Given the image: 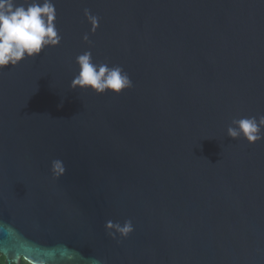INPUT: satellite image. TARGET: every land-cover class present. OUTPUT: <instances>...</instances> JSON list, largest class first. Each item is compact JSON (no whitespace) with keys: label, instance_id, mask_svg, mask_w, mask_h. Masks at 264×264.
Segmentation results:
<instances>
[{"label":"water","instance_id":"obj_1","mask_svg":"<svg viewBox=\"0 0 264 264\" xmlns=\"http://www.w3.org/2000/svg\"><path fill=\"white\" fill-rule=\"evenodd\" d=\"M52 2L60 44L0 70V255L264 264V139L227 134L264 116V0ZM85 52L133 87L72 89Z\"/></svg>","mask_w":264,"mask_h":264},{"label":"clouds","instance_id":"obj_2","mask_svg":"<svg viewBox=\"0 0 264 264\" xmlns=\"http://www.w3.org/2000/svg\"><path fill=\"white\" fill-rule=\"evenodd\" d=\"M85 15L95 30L99 18L93 16L88 9L85 10ZM55 18L56 10L52 0H31L27 6L18 4L17 0H0V70L16 67L26 58L41 56L47 46L59 45L62 37L58 35ZM84 38L88 39L87 36ZM76 61L79 72L70 84L72 89H90L97 94H106L108 91L120 94L133 87V82L121 66L97 64L93 61L91 52L77 56ZM227 134L231 139L243 136L251 143L262 140L264 116H260L259 120L256 117L234 119ZM53 171L56 174L65 171L61 161H53ZM106 226L114 228L115 232L124 237L133 231L131 221H126L123 226L109 221Z\"/></svg>","mask_w":264,"mask_h":264},{"label":"flooded vegetation","instance_id":"obj_3","mask_svg":"<svg viewBox=\"0 0 264 264\" xmlns=\"http://www.w3.org/2000/svg\"><path fill=\"white\" fill-rule=\"evenodd\" d=\"M2 259H4V262L3 263H2ZM25 262L26 261L22 260L20 264H26ZM0 264H8L7 261H6V258L4 256H2V255H0Z\"/></svg>","mask_w":264,"mask_h":264},{"label":"trees","instance_id":"obj_4","mask_svg":"<svg viewBox=\"0 0 264 264\" xmlns=\"http://www.w3.org/2000/svg\"><path fill=\"white\" fill-rule=\"evenodd\" d=\"M4 262V259H2V263ZM26 264H28L27 262H25Z\"/></svg>","mask_w":264,"mask_h":264}]
</instances>
